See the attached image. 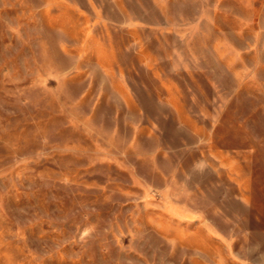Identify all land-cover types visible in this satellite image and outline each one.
Segmentation results:
<instances>
[{
    "label": "rangeland",
    "instance_id": "1",
    "mask_svg": "<svg viewBox=\"0 0 264 264\" xmlns=\"http://www.w3.org/2000/svg\"><path fill=\"white\" fill-rule=\"evenodd\" d=\"M0 264H264V0H0Z\"/></svg>",
    "mask_w": 264,
    "mask_h": 264
}]
</instances>
